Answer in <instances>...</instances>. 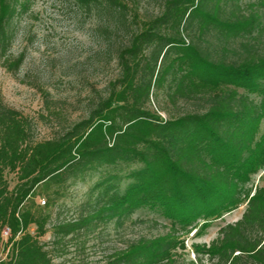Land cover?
Masks as SVG:
<instances>
[{
  "label": "trees",
  "instance_id": "obj_1",
  "mask_svg": "<svg viewBox=\"0 0 264 264\" xmlns=\"http://www.w3.org/2000/svg\"><path fill=\"white\" fill-rule=\"evenodd\" d=\"M81 1L118 11V27L128 35L117 49L120 74L86 117L43 140L34 138L31 119L0 98V252L9 248L0 264H53L52 250L40 238L56 201L88 174L122 164L135 166L125 175L132 180L125 192L118 184L123 176L110 173L92 189L98 194L90 208L55 225L54 243L150 206L171 221L168 232L137 239L109 264H169L187 248L181 235L197 220L245 203L242 217L224 225L210 244H193L198 260L191 264H264V186H247L264 168V134L258 138L264 10L247 13L240 0H165L159 14L141 19L128 15L125 0ZM258 3L264 8V0ZM17 10L15 0H0L4 54ZM213 31L217 44L205 38ZM23 61L20 54L6 65L16 69ZM169 76L173 103L198 100L204 109L170 118L151 112L155 88L162 89ZM9 173L16 176L14 185ZM39 194L47 197L45 206L36 201Z\"/></svg>",
  "mask_w": 264,
  "mask_h": 264
},
{
  "label": "rangeland",
  "instance_id": "obj_2",
  "mask_svg": "<svg viewBox=\"0 0 264 264\" xmlns=\"http://www.w3.org/2000/svg\"><path fill=\"white\" fill-rule=\"evenodd\" d=\"M15 1L18 10L8 27L10 44L5 54L0 49V98L31 119L34 138L43 140L86 117L99 97L107 94L111 83L120 74L117 49L128 35L125 29L118 27V11H108L101 3L89 5L81 0ZM125 2L128 15L136 13L141 19H146L159 14L165 0ZM240 2L247 13H261L264 10L259 0ZM261 21L263 27L264 17ZM135 28L133 26L132 30ZM216 36L213 31L205 38L217 44L220 39ZM185 38L186 42L191 40L187 32ZM259 40L261 48H264V29ZM20 54H23L24 61L19 68L12 69L6 65V59L12 61ZM170 84L171 76L162 89L155 88L148 106L151 112L170 118L204 109L205 104L198 100L181 98L173 103L168 96L172 92ZM252 97L260 100L255 94ZM263 134L264 118L260 123L258 138ZM133 168L135 166L122 164L117 168L98 169L85 179L71 184L56 201L51 209L48 232L40 238L52 250L53 264H109L115 252L137 239L152 238L168 232L171 221L160 209L145 206L122 220L113 218L99 222L93 229L70 235L60 244L54 243L55 225L74 219L90 208V198L98 194L97 189H92L99 181L112 172H119L123 178L118 184L123 193L132 181L125 175ZM8 179L12 185L15 184L14 173H9ZM247 186L253 189L264 186V168L252 174ZM42 199L47 197L43 194L36 196V201L41 205ZM245 208L246 204L243 203L218 218L205 222L197 220L189 233L181 235L187 248L178 249L175 261L169 264H191L192 260L197 261L198 252L193 244H210L219 236L224 225L242 217ZM29 230L35 234L36 226L31 225ZM6 252H0V258L6 257Z\"/></svg>",
  "mask_w": 264,
  "mask_h": 264
},
{
  "label": "built area",
  "instance_id": "obj_3",
  "mask_svg": "<svg viewBox=\"0 0 264 264\" xmlns=\"http://www.w3.org/2000/svg\"><path fill=\"white\" fill-rule=\"evenodd\" d=\"M41 203L44 205L46 203V200L42 199ZM3 235L7 239L10 236V229L9 228H5L4 231H3ZM6 251H7L6 252V257H1L0 258V263H1V261H3L4 259L7 258V255H8V252H9V248Z\"/></svg>",
  "mask_w": 264,
  "mask_h": 264
}]
</instances>
